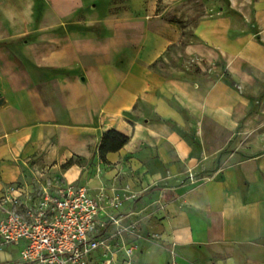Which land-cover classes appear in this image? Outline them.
Instances as JSON below:
<instances>
[{"label": "crops", "instance_id": "0c3cea01", "mask_svg": "<svg viewBox=\"0 0 264 264\" xmlns=\"http://www.w3.org/2000/svg\"><path fill=\"white\" fill-rule=\"evenodd\" d=\"M43 1L54 21L19 29L0 6V193L90 160L61 168L62 184L105 191L133 247L121 261L98 249L90 264H264V97L253 101L264 90V0L204 13L182 48L194 70L168 77L154 66L180 42L178 21L115 17L104 0ZM220 60L227 77L212 80ZM108 130L129 140L103 161ZM19 251L2 248L0 264Z\"/></svg>", "mask_w": 264, "mask_h": 264}, {"label": "built area", "instance_id": "2783aa9c", "mask_svg": "<svg viewBox=\"0 0 264 264\" xmlns=\"http://www.w3.org/2000/svg\"><path fill=\"white\" fill-rule=\"evenodd\" d=\"M0 194V250L20 246L16 264H90L92 253L110 250L102 236L110 222L120 219L109 212L100 196L89 194L85 186L69 184L57 192L43 189L38 199H29L19 209L20 193ZM127 255L132 247L124 245ZM101 264H110L106 260Z\"/></svg>", "mask_w": 264, "mask_h": 264}, {"label": "rangeland", "instance_id": "374dc122", "mask_svg": "<svg viewBox=\"0 0 264 264\" xmlns=\"http://www.w3.org/2000/svg\"><path fill=\"white\" fill-rule=\"evenodd\" d=\"M107 4V13L115 17H138L141 15H161L165 19L176 20L183 26L182 37L177 45H174L168 57L160 62L156 63L154 68L158 74L162 76L176 75L178 72L190 73L194 70L195 64L192 57L184 55L182 48L186 42L193 41L195 39L192 33V27L198 22L199 19L203 17V14L210 11H216L220 6H223L225 0H104ZM92 3V2H91ZM0 6H8L9 11L3 13V18L5 22L12 28L19 29L21 27V22L23 21H34L36 24L41 16H45L48 22L54 21L49 10L45 8L43 0H0ZM16 9L17 11H15ZM15 11V12H14ZM18 12V13H17ZM175 54V55H173ZM248 69L247 66H245ZM209 71L212 80L218 75H223L226 79V72L224 71V64L220 61H216L209 67ZM260 82L258 86H263L264 80L262 79V74H258ZM240 91L246 94L249 92L251 87L249 85H240ZM264 97V90L254 98L256 104H260ZM141 109L149 108L146 103H139ZM264 117V112L263 115ZM74 161L82 166L89 167L91 161H83L80 158H74ZM61 168L58 169L54 167H48L41 174L31 176L26 181H17L9 186L8 189L1 191L0 194L9 193L10 188L13 189L11 192L20 193V202L18 208L24 209L25 204H30L27 202L29 199H38L43 191V189H49L52 192H57L59 189L64 188L65 185L62 184V174ZM80 184V183H78ZM29 185H32L29 186ZM83 185V184H81ZM85 186V185H84ZM96 196L106 203L110 204L109 198L105 191H94ZM0 198V207H6L7 203H3ZM1 214V208H0ZM107 227L103 230L102 236L105 237L110 245V250H106L103 253L109 257L110 252L113 249L119 251V261L122 260L121 252L125 253L124 245L126 244V231L122 222L119 221L118 224L110 222ZM112 227V228H111ZM132 247V246H130ZM133 249V247H132ZM105 257V258H106ZM108 260V259H107ZM106 260H97L92 262V264H101ZM7 261L2 264H14Z\"/></svg>", "mask_w": 264, "mask_h": 264}, {"label": "trees", "instance_id": "16d2710c", "mask_svg": "<svg viewBox=\"0 0 264 264\" xmlns=\"http://www.w3.org/2000/svg\"><path fill=\"white\" fill-rule=\"evenodd\" d=\"M228 83L230 86H235V82L232 79H228ZM129 140V137L121 134L115 130H108L103 133L101 137L100 144L98 146V152L100 153V158L104 161L105 154L110 151H116L121 148L124 144H126ZM75 158V157H74ZM74 158H69L65 163L61 165L62 169H67L72 164L76 163Z\"/></svg>", "mask_w": 264, "mask_h": 264}]
</instances>
